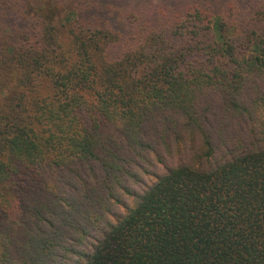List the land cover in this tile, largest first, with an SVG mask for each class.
<instances>
[{"label":"trees","instance_id":"16d2710c","mask_svg":"<svg viewBox=\"0 0 264 264\" xmlns=\"http://www.w3.org/2000/svg\"><path fill=\"white\" fill-rule=\"evenodd\" d=\"M26 1L0 0V264H264V0Z\"/></svg>","mask_w":264,"mask_h":264},{"label":"rangeland","instance_id":"374dc122","mask_svg":"<svg viewBox=\"0 0 264 264\" xmlns=\"http://www.w3.org/2000/svg\"><path fill=\"white\" fill-rule=\"evenodd\" d=\"M115 6H119L122 8H131L135 5V3L140 0H106ZM149 2H157V1H169V0H148ZM26 12L28 15L33 14L39 9H43L44 11L49 10L51 12L52 21L54 24L62 21L64 17L68 14L70 10V4L65 3L62 0H27L26 1ZM53 4H52V3ZM11 95V91H0V100ZM158 173L163 172L160 166L156 168ZM149 180V177H146Z\"/></svg>","mask_w":264,"mask_h":264}]
</instances>
